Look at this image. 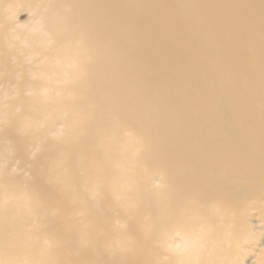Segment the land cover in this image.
<instances>
[{"label":"bare ground","instance_id":"6f19581e","mask_svg":"<svg viewBox=\"0 0 264 264\" xmlns=\"http://www.w3.org/2000/svg\"><path fill=\"white\" fill-rule=\"evenodd\" d=\"M18 4L28 6L26 39L8 12ZM2 86L0 138L16 153L38 150L0 159V177L25 212L30 203L43 213L36 229L56 240L34 256L11 243L24 224L8 217L16 202L1 200L5 189L2 252L53 264H236L258 237L249 220L264 231V0H0ZM48 86L71 95L44 96ZM44 106L73 121L40 147L51 119L40 118ZM124 125L137 128L138 143L115 131ZM46 144L66 164L57 179L72 188L77 166L88 182L111 174L116 144L136 163L135 192L74 202L66 187L13 171L44 158ZM73 152L82 154L73 161Z\"/></svg>","mask_w":264,"mask_h":264},{"label":"rangeland","instance_id":"374dc122","mask_svg":"<svg viewBox=\"0 0 264 264\" xmlns=\"http://www.w3.org/2000/svg\"><path fill=\"white\" fill-rule=\"evenodd\" d=\"M28 9L27 5H14L11 6L8 9L9 15L12 19L11 24L15 29L19 30V35L21 37H24L26 39L27 33L26 29L29 28V25L31 24V21L29 20L28 16L26 15V11ZM19 13V16L17 19H14L12 17L13 14ZM178 41V40H177ZM180 41V39H179ZM34 42L36 43L37 40L35 39ZM7 62H14V58H6ZM15 72H17V75H23L22 73H19V68H15ZM6 74V72L4 73ZM36 75H38L36 73ZM23 78V77H22ZM53 83V82H52ZM15 85L11 87V91L15 92ZM37 87H44L41 85H37ZM190 92H196L195 86L193 84L190 85ZM4 87L2 86L0 88V102H4V99L2 98V95L4 93ZM62 92V96L59 92ZM44 96H49V93H53L54 96H61V102H64L67 98L70 97L71 93L67 90H59L56 87L48 86L44 88L43 90ZM47 102L44 100V103ZM6 103L5 105L0 106V113H4L3 117H0V130L5 126L6 120L4 119L6 116ZM53 108L52 106H48L47 108L44 106V117H40L42 120L48 116L49 119L47 122H50V127L46 132H44V138L40 140H35L37 145L41 147L42 143L47 142L51 139V137L54 135V133L58 130H61L59 134L62 136H65V131H63L65 123L72 122L70 121L71 118H73V115L70 114L66 118L65 117H54L53 114ZM19 112V110L16 108L14 109V113ZM23 113V112H22ZM82 111H79V114H82ZM59 115H62V111L59 110ZM39 118V119H40ZM67 124V125H68ZM113 130V129H112ZM120 133V135L124 138V141L132 142V143H138L135 138L134 134L137 135V128L130 126V125H124L120 127L119 129L115 130ZM103 132V129H102ZM21 134L24 136L23 129L20 128L17 130L16 135ZM97 147L101 148L99 138H97ZM31 141L26 142V144H29ZM9 143L8 138L3 135L0 138V159L6 158L10 159V162H15L19 158L23 157L24 155L27 157L32 156L37 150H32L33 148H30L28 146H25L21 153H16L11 147H7V144ZM39 147V149H40ZM112 148H108L107 151H110L112 153V159L111 164L113 166V172L106 177L102 178L101 174H97L95 176V180L93 182L86 181L85 174L82 168L77 166L75 170L70 173V176L68 178H71L74 176L78 179L76 187L72 188L71 185L64 183L61 180H58L57 177H59L60 173L62 171L66 170V164L62 159V156L53 150V147L46 144L44 145V158H41L38 161L33 162L32 164H28L25 169L18 170L17 168H13V171L20 172L21 174L32 176L37 175L41 179L44 180V183L48 185L56 184L60 189L67 188L68 197L70 200L74 202H80L83 198H90L94 199L98 195H102L109 200L114 197L113 191L116 188L120 193L124 194V191L128 193L135 192L134 187L136 186L135 181L133 180L137 175L138 172L135 169V164H133V170L131 168V163L133 161L132 157L127 154V151L120 150L116 144H113L111 146ZM120 153V154H119ZM82 153L80 152H73L71 153V157L73 161L78 159V156H81ZM237 164V161H234ZM17 169V170H16ZM128 174V175H126ZM152 173H144L142 175V178L146 181L149 187L153 186L152 183L149 184L148 181L149 176ZM142 186H145L142 182ZM158 186V184L155 186V188ZM100 188H104V191H100ZM5 189H8V193L6 196L1 197L2 201H15V206L12 209L9 218H12L14 216L17 217V219H21L23 226L19 227V230L16 231V229H13L10 234L8 235V239L11 240V243L15 241V239H19V246H22L24 244L28 245L30 247L29 253L31 256H34V253L36 251V246L41 247H53L56 244V240L54 238L48 239L43 232H39L36 229V221L40 220L43 216V213L37 212L33 210L29 203V210L25 212L23 210L24 203L21 202V194L18 192H13L8 188L7 182L0 177V193H4ZM7 199V200H6ZM124 213V212H123ZM151 216V214H150ZM45 217V214H44ZM107 220H110V217H107ZM248 227L250 230H252V234H254L255 237H257L253 241V249L252 250H245L243 253H240L236 256V264H255V263H261L264 264V235L262 233L264 232L262 229L261 224L258 223V220L256 217L251 218L248 223ZM262 231V232H259ZM7 247V240H3V244L0 243V264H53L51 260H38L36 258L30 259L28 255H23L24 259L21 257L16 256L13 252L6 253L2 252L1 249H5ZM21 248V247H20ZM77 248L82 249L85 248L84 244L77 243Z\"/></svg>","mask_w":264,"mask_h":264}]
</instances>
